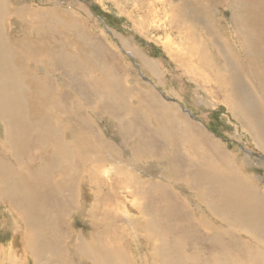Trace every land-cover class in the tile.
<instances>
[{"label": "bare ground", "instance_id": "bare-ground-1", "mask_svg": "<svg viewBox=\"0 0 264 264\" xmlns=\"http://www.w3.org/2000/svg\"><path fill=\"white\" fill-rule=\"evenodd\" d=\"M3 1L0 0V120L4 126V138L0 139V144L9 148L10 155L2 153L0 149V205L7 208L5 218H7L6 227L9 228L10 241L7 248L0 245V264H27L29 261L32 264H42L43 259L44 264L48 262L51 264H125L119 258L124 257L120 246L117 245L119 241L113 240L110 236L115 231L110 222H115L117 227L120 226L126 230L128 236L138 241L142 247L143 244L147 246V251L150 252L148 254L145 250H141L140 264H264V191L260 188V184L258 185L255 176L243 170L245 162L237 161L241 159L240 154L233 155L234 161H231L233 162L231 166L218 167L210 163L205 164L201 160L205 145L210 150L218 151L214 146L217 143L216 140L210 141L208 138L205 143L203 142L204 144L192 139L189 144L181 146L180 152L178 141L176 144L172 143V139H176L174 134L179 133L175 130L177 127L174 116L165 114L168 119L165 118L164 126L158 123L160 132L170 133L171 136V144H168L171 148V159L166 158L170 152L162 153L165 156L162 159L168 162L166 164L169 165L171 173L159 171L158 174L157 170H153V167L148 164L152 161L155 163V158H147V165H142L140 160L132 158L134 152L129 154V160L132 159L133 162L138 163V166L141 165L145 168V173L148 172L153 178L162 180L155 182V185L142 186L139 184L141 182H138L139 178L132 175V172L129 176L127 172H124V169L129 170L131 166L126 164L128 161L121 159L118 161L115 159L117 164L114 168L100 167L102 161L106 159L105 155L110 157L111 161L116 151L104 143L101 137V139L96 137L90 120L84 116V113L87 114L88 110H92L89 107H93V104L90 101V84L76 76L81 62L70 55L55 52L53 50L56 48L55 45L50 50L44 47L46 55L50 56L51 60H55V67L63 68L67 82L78 90L75 91L87 103L89 109L76 113L74 119L80 124V128H73L72 131L68 129L62 133L61 130L54 129L50 125L49 119H54L51 114L44 115V111L39 113L38 118L44 126V131L50 135L44 139L43 130L36 129L31 119L32 114L38 111L34 109H44V104L39 103L38 98L28 91L21 80L22 76L28 77L29 73L25 70L20 71L21 67L26 68L24 64L26 61L29 64L34 62V59H31L33 55L30 54V44L31 41L40 44L37 35L43 36L44 32L41 33L38 29L44 28V22L34 18V20L25 19L29 24L27 23V28L22 29L24 33L21 35L23 38L21 40L31 39L32 36L35 40H27L28 48L21 53L22 59L17 56L12 59L11 53L14 52L12 43L15 41L9 39L10 36H6L1 27L2 16L7 11ZM218 1L231 2V0ZM230 6L233 9L237 8L238 16L242 15L243 24L248 27L245 30H248L245 33L246 38L245 35L236 38L233 32H230V38L221 39L218 34L213 33V38L222 46L214 48L223 73V76L219 74L221 83L216 90L228 93L224 101L236 114L243 128L249 132L253 142L264 151V0H233ZM164 15L170 14L164 10ZM19 17V15L13 17L15 23L18 22ZM26 17L29 18V15ZM30 27H34V34L30 32ZM13 28L14 31L19 29L21 32L18 25ZM10 30L12 31L11 28ZM25 33L31 37L27 36L24 39ZM46 36L44 34L45 40ZM213 38L211 41L216 44ZM236 41H238L239 50L235 51L233 46ZM39 44L32 46L37 49L40 47ZM89 48L91 50V47ZM198 56V59L193 61L196 62L193 71L194 75L203 78L202 85L206 90L208 89V85L205 84V81H208L207 76H202L199 69L206 72L210 70L212 63V76L215 73L212 71L214 64L208 54L200 53ZM138 57L146 69L151 72L156 70L154 63ZM34 66H37L36 63ZM44 71L47 73L48 69L45 67ZM30 78L44 82L42 77L30 76ZM125 80L128 83V79L125 78ZM112 85L107 86L106 89H116L115 85ZM48 88L49 86L47 90ZM118 91L121 95L122 92L119 89ZM148 93L138 92V100L156 114L161 111L166 112L167 107L158 101V98L152 95L153 93ZM61 97L63 95L57 98ZM228 98L234 102L230 104ZM78 103L79 101H76L75 105L77 106ZM116 107L117 103L110 106L112 111H115ZM104 108L108 109V106ZM58 133L62 134L60 138ZM118 133L116 132V138L120 139V144L122 138ZM153 135L150 137L146 135V138L150 140H145L144 146L148 148L149 145L154 146L155 150L156 147L163 148L166 144L162 143V140L158 141L161 133L159 136L156 133ZM186 135L189 136V133ZM66 137L70 140H66ZM138 142L140 139L137 140ZM33 143L48 145L52 149L46 150L43 158L33 157L29 160L28 156L23 154ZM101 144L107 146V151L101 149ZM183 155L196 160L185 159ZM219 156L222 155L219 154ZM110 163L112 164V161ZM225 163L228 164V162ZM113 171H118V175L126 174L127 176L121 179L118 176L112 178ZM140 172H142L141 169ZM170 183L173 184L174 189L182 193L180 197L177 196V191L169 189ZM186 193L190 196L182 198L181 196ZM113 194L118 196L122 194V200L117 196L112 198ZM126 199H131V208ZM74 208L80 219L91 218L89 230L85 234H83V228L79 231L72 227L62 229V226L66 225V218L71 216L69 211ZM132 211L135 215L130 216ZM64 216L66 218L63 219ZM118 217L124 221L119 220ZM218 223L222 224V230L230 237L229 240H221L220 229L216 226ZM200 227L205 230L211 229L213 232L208 237H204ZM234 229L237 230L238 235H244L252 244L238 239L232 233ZM66 253L73 258L72 261L66 260Z\"/></svg>", "mask_w": 264, "mask_h": 264}, {"label": "rangeland", "instance_id": "rangeland-1", "mask_svg": "<svg viewBox=\"0 0 264 264\" xmlns=\"http://www.w3.org/2000/svg\"><path fill=\"white\" fill-rule=\"evenodd\" d=\"M17 1H3L7 7V11L2 16L1 27L3 33L6 36H10L9 39L15 41L12 43L14 52L11 53V58L15 59L17 56V58L22 59L21 53L28 48L27 40L31 41V39H34L33 36L31 37L28 33H25L26 35H23L24 39L27 36L31 37V39L21 40L23 39L21 35L24 33L22 29L27 28L29 24L26 20L38 19L40 22L43 21L44 28L42 30L38 29V31L41 33L44 32L47 35L46 40L43 38L44 34L43 36L37 35L40 44L36 41H31V49H29L31 50L30 54L33 56L29 58L34 59V62L33 64H29L26 61L24 63L26 68H20V71L25 70L29 73L28 77L22 76L21 79L28 88V91L32 92L35 98H38L39 103L44 104V109L35 108L34 110L38 111L31 116L36 129L43 130L44 139L50 135L44 131V126L38 118L39 113L44 111V115L51 114L54 119H49L50 125L54 129L58 128L62 133L63 131H68V129L72 131L73 128L81 127L76 122V119H74L76 113L86 111L89 108H92V110L96 108L94 111L88 110L87 114L84 113V116L90 120L96 137L99 139L102 138L101 140L104 143L116 151L115 157H111L112 164L110 163V157L105 155L106 159L102 161L100 167L114 168L118 160L128 161L129 163L127 162L126 164H129L131 167H129V170L126 168L127 171L124 169V172H127L126 174L128 176L132 172V175L139 178L138 182H141L139 184L142 186H148V184L155 185L162 179H155L148 172L145 173V168H142L141 165L138 166V163L133 162L132 159L129 160L128 157L131 152H134L136 155L134 154L132 158L134 160H140L142 165H147V158H155V163L152 161L148 164L153 167V170H157L156 172L158 174L160 173L159 171H163V173L167 172L166 174L171 173L169 165L166 164L167 161H163L162 159L165 157L162 153H169L171 150L168 145L171 144V136L170 133L160 132V125L164 126L166 119H168L165 115L167 114L168 116H174V123L177 127L175 130L177 132L179 131V133L174 134L176 139H172V143L176 144L178 141L177 145L180 152L181 146L189 144V141L192 139L196 142L200 141V144H204L206 138L210 141L214 139L217 142L214 146L218 151L210 150L205 145L201 154V160L205 164L210 163V165L218 167L231 166L233 165L231 161H234L233 155L240 154L241 159L237 161L245 162L243 170L255 176L258 185L260 184V188L264 191V151L253 142L250 134H248L249 132L243 128L236 114L231 111V108L224 101L228 93L225 92V94L223 90H216L221 83L219 74L223 76V73L219 58L215 56L214 48L215 46L216 48H221L222 46L213 38V33L218 34L221 39L230 38V32H233L236 38L242 35H245V38L247 36L245 33H247L248 29H245L248 27L244 26L242 15L238 16L237 8L233 9L230 6L233 0L231 2L224 0L227 2L222 3L218 0ZM164 10L168 11L170 15H164ZM248 14L251 15V13ZM16 15H19L20 19L17 18L18 22L15 23L13 17ZM26 15H29V18H25ZM17 25L21 29V32L19 29L14 31L13 27ZM33 28L29 29L30 32L34 31ZM183 28L185 31H183ZM184 36L185 38H183ZM212 38L216 41V44L211 41ZM237 42L233 46L235 51L236 49L239 50ZM35 44H39L40 47L36 49L35 46H32ZM54 45L56 46L53 49L55 52L70 55L81 62L76 76L82 78L83 82L90 84V101H92L93 107H87V103L77 94L76 91L78 90L67 82L68 80L66 75L64 76L63 68L55 67V60H51V57L46 55L47 52H45L44 47L50 50ZM89 47H91V50ZM200 53L204 55L208 54L214 64L212 71L215 73L212 75L213 77L211 76L212 63L210 70L206 72L199 69L202 76H207L208 81H205V84L208 85V89L206 90L203 89V78L194 75L195 73L193 71V67H196L194 65L196 62L193 61L196 58L198 59ZM138 56L144 58L147 62L154 63L156 70L151 72L146 69ZM21 62L19 63L22 64ZM35 63L38 68L34 66ZM45 67L48 69L47 73L44 71ZM49 72L52 73L49 74ZM30 76L42 77L44 82L41 83L36 79H31ZM125 78L128 79V83H126ZM112 84L116 87V89H113L114 91L106 89L109 85L113 86ZM47 86H49L48 90ZM118 89L122 92L121 95L120 93L118 94ZM147 91L150 94L153 93L152 95L156 96L158 101L167 107L166 112L161 111L156 114L138 100L137 93L143 92L147 94ZM60 95H63V97L58 99L57 97ZM76 101H79V105L77 104V106L75 105ZM229 102L231 104L234 101L229 100ZM114 103H117V107L115 108L116 112L110 108ZM106 105L109 110L104 108ZM168 109L170 111H167ZM158 122H160V125ZM116 132H119L118 134L122 138L120 144V139L116 138ZM61 133H58V138L62 135ZM80 133L82 134V132ZM153 133H156L158 136L161 133L158 141L162 140V143L166 144L163 148L156 147L155 150L154 146L149 145V148L144 146L145 140H148L146 137L152 136ZM187 133H189V136L186 135ZM207 135L209 137H206ZM2 138H4V126L0 120V139ZM65 139L70 140L69 137ZM139 139L140 142L137 143ZM92 140H94L93 137ZM164 140L166 141L164 142ZM132 145L134 146L132 147ZM133 148L134 150H131ZM158 148L160 149L158 150ZM0 149L2 153L10 155L9 148L0 144ZM50 149H52L51 146L33 143L27 148L28 152L26 150L23 155L28 156L29 160L33 157L43 158L46 150ZM101 149L107 151V146L101 144ZM149 151L150 153H147ZM219 154L222 156L218 157ZM168 155L166 158L171 159V152ZM189 155L192 156L191 154ZM183 158L187 159L188 156L183 155ZM220 158L228 162V164L220 160ZM188 159L192 161L196 160V158ZM107 161H109V164H107ZM140 169L142 172H140ZM153 170L152 172H154ZM126 174L118 175V171H113L111 177L116 178L118 176L121 179V177L127 176ZM161 183L165 184V182ZM120 185H118L119 189H121L119 187ZM172 185V183L169 184V189L175 192L177 191V196L180 197L179 195L182 193H179V190L174 189ZM114 196H117L121 200L123 198L122 194H119V196L118 194L111 195L112 198ZM183 196L190 195L186 193L181 197L184 198ZM182 198L180 199L185 203ZM131 199H126L130 208L132 206ZM113 207L111 208L112 210ZM6 212L7 208L0 205V245L5 248L8 247L10 241L9 228L6 227ZM69 213H71L70 217H63V219L66 218V225H63L62 229L72 227L76 231H79V229L83 228V234L87 233L91 218L89 219L87 217L86 220L81 218V220L78 213L75 212V208L71 209ZM133 215H135V212H130V216ZM109 224L115 230L110 236L113 240L119 241L117 245L120 246L121 252L124 255V257L119 258L125 264H140L139 254L141 250H145L148 254L150 252L147 251V246L143 244L142 247L138 241L128 236L126 230H123L120 226L117 227L115 222H110ZM218 224L216 226L220 229L221 240H229L230 237L222 230V224ZM200 231L204 237H208L213 232V230H205L203 227H200ZM232 233L242 242L252 244L244 235H238L237 230H232ZM20 236L22 237L21 234ZM66 260L72 261L73 258L66 253ZM27 264L32 263L29 261ZM42 264H44V259L42 260ZM47 264L51 263L48 262Z\"/></svg>", "mask_w": 264, "mask_h": 264}]
</instances>
